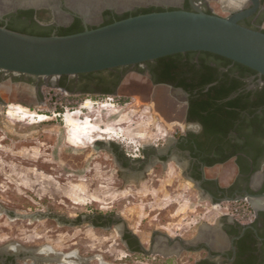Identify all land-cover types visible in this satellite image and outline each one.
Returning <instances> with one entry per match:
<instances>
[{
	"label": "flooded vegetation",
	"instance_id": "obj_1",
	"mask_svg": "<svg viewBox=\"0 0 264 264\" xmlns=\"http://www.w3.org/2000/svg\"><path fill=\"white\" fill-rule=\"evenodd\" d=\"M194 2L204 11L214 13L206 0H194ZM187 3L192 9L190 0H184L181 8L186 9ZM151 7L163 8L136 7L124 13L106 9L98 23L102 26L117 21L125 14L131 15L138 9ZM62 8L68 11L66 7L62 6ZM18 11L5 16L0 21L8 26L10 17ZM23 11H33L35 20L39 19L41 11H47L50 17L49 24L54 27L52 34H58L60 27L68 28L77 20H80L85 28L83 20L73 13V21L70 24L59 25L51 10ZM263 15L264 0H260L257 12L241 23L263 31L259 24ZM23 19L25 20L26 17ZM45 24L48 23H41L43 26ZM88 27L94 28L96 25L89 24ZM207 53L209 52L175 54L171 55L172 57L167 56L170 58L164 62H159L158 59L90 75L63 76L57 79L55 87L61 92L71 96L91 97L118 96L124 80L129 75L143 79L147 83L148 100L154 101L150 105L154 104L167 121H164L166 133L163 142L143 144L137 149L139 153L112 141H103V138L97 139L94 145H91L99 152L104 150L110 154L122 185L134 187L136 191H140L146 185H157L152 189L174 192L178 188H173L170 183L167 186L172 187L171 189H160L158 186L173 169L175 183L179 181V177L182 178L187 184H191L197 199L206 198L213 204L234 203L224 200L264 192V157L254 159L250 155L253 149L264 148L263 135L255 137V129L264 127V107H259L254 114H250L248 109H233L228 105L236 98H241V103L246 105L255 101L258 94L264 90V76L256 73L242 77L240 71L236 69L238 68L235 66L236 62L225 66L218 58ZM3 76V72L0 71V83L11 79V84L18 88L19 93L24 89L29 91L30 100L29 102L21 100L23 103L30 106L36 103L41 107L45 105L42 99V87L45 85L43 79L11 75H6L3 79ZM236 79L242 82V87L237 92L231 91L232 93L223 99L218 98L221 92L235 85ZM0 103H3L1 99ZM230 162L235 166V175L227 183H223L219 176L209 175L211 169ZM123 215L124 212L120 214L96 212L84 215L78 220L59 219L69 227L86 223L100 230L112 229L120 224V246L128 251L127 256L160 258L166 263L175 259L182 264H187L191 260L193 264H264L263 212L256 215L252 224H244L230 213H224L217 223H209L210 226L219 224L228 237L227 241L220 240L219 236L216 237L217 243L214 246L220 247L218 250H209L203 241L190 243L201 225L191 238L182 235L172 236L155 230L149 240L144 241L140 234L142 231L134 230ZM45 217L54 218L52 214ZM39 245L31 247L25 245V247L18 243L0 244V264L91 263L92 257L82 260L75 252L58 253L49 245ZM59 256H64L69 263L59 262ZM96 260L105 264L102 258L97 257Z\"/></svg>",
	"mask_w": 264,
	"mask_h": 264
},
{
	"label": "rangeland",
	"instance_id": "obj_2",
	"mask_svg": "<svg viewBox=\"0 0 264 264\" xmlns=\"http://www.w3.org/2000/svg\"><path fill=\"white\" fill-rule=\"evenodd\" d=\"M206 1L215 14L229 16L245 0ZM15 25L23 26L19 21ZM261 27L264 30V21ZM148 92L147 83L133 75L124 80L118 96H71L45 83V105L41 107L23 103L21 100L29 102L30 93L25 89L19 93L11 79L0 83V244H46L58 253L75 252L82 260L92 257L90 264H101L97 257L105 264H182L175 259L166 263L160 258L127 256L128 251L120 246V224L104 230L86 223L69 227L59 218L78 220L96 212H124L128 224L142 231L144 241L155 230L191 238L200 225L217 223L225 207L247 204H213L206 198L197 199L191 184L180 177L175 183L173 169L158 186L171 189L167 186L170 183L178 188L174 192L152 189L157 185L136 191L120 183L110 154L91 145L103 138L139 153L137 149L143 144L162 143L166 119L154 104L150 105L154 101L148 100ZM18 106L51 119L34 123V118L19 113ZM10 109L12 116L7 114ZM69 117L80 122L89 118L94 124L91 137L95 142L88 138L82 147L69 144ZM223 169L229 170L230 179L234 177L233 162L211 169L209 175L219 176ZM48 214L54 218L45 217ZM35 215L42 217H30Z\"/></svg>",
	"mask_w": 264,
	"mask_h": 264
},
{
	"label": "water",
	"instance_id": "obj_3",
	"mask_svg": "<svg viewBox=\"0 0 264 264\" xmlns=\"http://www.w3.org/2000/svg\"><path fill=\"white\" fill-rule=\"evenodd\" d=\"M183 2L135 0L120 8L106 5L98 10L97 18L92 20L68 0H40L35 3L0 0V20L18 10L45 9L52 11L59 25L70 24L76 15L85 26L82 32L64 36L30 35L10 30L6 25L0 26V71L4 76L43 79L46 84L56 86L57 79L63 76L135 66L187 52H209L264 76V32L241 23L257 12L260 0H245L240 9L229 16L207 13L194 0H190L192 10H186L181 8ZM149 6L163 7L165 10L130 16L102 26L98 23L106 9L124 13L136 7ZM89 24L96 27L89 28ZM224 201H246L256 215L264 213V192ZM214 229L218 230L224 241L228 240L219 224H203L190 243L203 241L209 250H218L220 247L214 246Z\"/></svg>",
	"mask_w": 264,
	"mask_h": 264
},
{
	"label": "trees",
	"instance_id": "obj_4",
	"mask_svg": "<svg viewBox=\"0 0 264 264\" xmlns=\"http://www.w3.org/2000/svg\"><path fill=\"white\" fill-rule=\"evenodd\" d=\"M164 10L165 9H163V8H154V7L147 8V9H138L137 11H135L131 15L125 14V15L121 16L118 20H122V19L128 18L130 16H136V15L146 14V13H151V12H160V11H164ZM186 10H192L190 8V6L188 5V3L186 5ZM46 12L47 11H41V15H40L39 19L35 20V19H33V11L20 10V11H18L17 14L12 15V17H10L11 19H10L9 24H8L7 27L10 30L21 32V33H25V34L38 35V36H51V35H53L52 34V30L54 29V27L53 26H46V25L43 26V25H41V23H49V21H50V17L47 15ZM207 13H210V12L207 11ZM23 17H26V19L24 20ZM18 21L23 24L22 27H18V26L15 25ZM263 21H264V15L259 20V24L261 25L263 23ZM110 23H113V21L112 22H108L105 25L110 24ZM3 25H4V22L0 21V26H3ZM84 29L85 28L81 25L80 20H77V21H75V23L73 25H71L68 28L60 27L59 28V32L56 35H60V36L70 35V34L82 32V31H84ZM263 32H264V30H263ZM207 54L215 56L220 61H222L223 62L222 64L225 65V66L230 64V63H233L232 60L227 59L225 57H222V56H219V55H215V54H212V53H207ZM170 57H172V56H170ZM170 57L161 58V59H159V62H164L166 59H168ZM235 66L238 67L236 69L240 71V75L242 77H245V76H247L249 74H256L257 73L255 70H253V69H251L249 67H246V66H244L242 64H239V63H235ZM234 84L235 85L232 88L221 92V94L218 95V98L223 99V98L229 96L232 92H237L239 90V88L242 87V82L240 80H238V79L235 80ZM228 105L230 107H232L233 109L234 108L239 109V110L248 109L250 114H254L255 111L259 107H264V90L261 93H259L258 97L256 98V100L251 102L249 105L242 104L241 103V98H236L233 101H230L228 103ZM238 116H239V114H238ZM257 117H255L254 120H256ZM254 124H256V123H254ZM255 135H253V136H255V137L259 136L260 137V136L263 135L262 139H264V127L263 128H256L255 129ZM250 155L254 159L259 158V157H264V148H261V149H258V150L253 149V151L250 152Z\"/></svg>",
	"mask_w": 264,
	"mask_h": 264
},
{
	"label": "bare ground",
	"instance_id": "obj_5",
	"mask_svg": "<svg viewBox=\"0 0 264 264\" xmlns=\"http://www.w3.org/2000/svg\"><path fill=\"white\" fill-rule=\"evenodd\" d=\"M3 1H11V0H3ZM14 1V0H12ZM15 1H21V2H38L40 0H15ZM135 0H68V2L75 7L78 11L83 12L84 14L88 15L92 20L97 18L98 10L104 6H113L116 8H120L123 6H126L130 3H132ZM17 109L19 110V113L23 114L25 118H34V123H43L51 119L50 116L45 114H36L29 112L22 106H18ZM18 112V111H17ZM7 114L9 116L14 115V112L12 109L7 111ZM67 122L70 126H72V130L69 132L67 136V142L71 144L74 147H82V143L85 139H91V141H94L92 139L91 134L92 130L91 128L94 127L93 122L88 118L84 122L77 121L74 118H67ZM107 132V131H106ZM186 164V163H185ZM214 235V245L217 243V236H219L220 240H222L218 230L212 231ZM59 262L69 263V261H66L65 257H60L58 259Z\"/></svg>",
	"mask_w": 264,
	"mask_h": 264
},
{
	"label": "built area",
	"instance_id": "obj_6",
	"mask_svg": "<svg viewBox=\"0 0 264 264\" xmlns=\"http://www.w3.org/2000/svg\"><path fill=\"white\" fill-rule=\"evenodd\" d=\"M225 214H231L244 224H252L256 219V213L247 203L244 206L225 207Z\"/></svg>",
	"mask_w": 264,
	"mask_h": 264
},
{
	"label": "crops",
	"instance_id": "obj_7",
	"mask_svg": "<svg viewBox=\"0 0 264 264\" xmlns=\"http://www.w3.org/2000/svg\"><path fill=\"white\" fill-rule=\"evenodd\" d=\"M229 176L230 175H229L228 169H223L222 172L220 171L219 178L221 179L223 183H227L230 180Z\"/></svg>",
	"mask_w": 264,
	"mask_h": 264
}]
</instances>
